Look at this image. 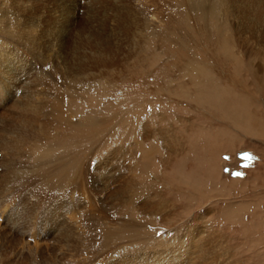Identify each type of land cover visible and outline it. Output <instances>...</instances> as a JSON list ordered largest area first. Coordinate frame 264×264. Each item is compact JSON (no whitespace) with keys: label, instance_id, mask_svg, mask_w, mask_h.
I'll return each instance as SVG.
<instances>
[{"label":"rangeland","instance_id":"1","mask_svg":"<svg viewBox=\"0 0 264 264\" xmlns=\"http://www.w3.org/2000/svg\"><path fill=\"white\" fill-rule=\"evenodd\" d=\"M178 1L0 0V87L11 84L0 117L11 99L35 105L53 84L108 78L104 89L94 81L68 103L77 126L53 127L48 142L52 172L92 147L73 189L39 188L31 152L17 164V172L34 170L28 179L6 181L5 166L19 155L0 145V264H106L93 239L103 223L116 225L108 214L115 206L124 217L135 207L149 233L166 241L202 238L203 264H264V59L253 52L258 43L226 36L218 21L195 25L170 13ZM222 42L228 57L218 54ZM207 87L217 94L204 97ZM89 117L102 122L88 127ZM8 128L0 122V134ZM125 181L145 193L133 196ZM130 246L119 255L138 263L149 256ZM196 255L189 258L198 263Z\"/></svg>","mask_w":264,"mask_h":264},{"label":"bare ground","instance_id":"2","mask_svg":"<svg viewBox=\"0 0 264 264\" xmlns=\"http://www.w3.org/2000/svg\"><path fill=\"white\" fill-rule=\"evenodd\" d=\"M180 1L181 2L178 1L179 3H177V5L175 4L173 6L174 7L173 11L171 8H169L171 9L170 13L172 14L178 13L182 17H185V20L187 21L192 19L191 21L193 23H195L196 21L201 23L204 22V20L206 19H212L214 21H218L217 24L218 28L221 29L223 34H225L226 36L227 35H230V37L238 36V39L241 38L242 40L250 38L255 43H258V48L255 47L257 49H254L253 52H255L257 58L260 56L259 59L261 58L264 59V0H240L242 5H239L238 3L239 0H180ZM231 20L233 24L230 23ZM187 23L189 26H191L189 24L190 22ZM225 42H222V45L220 47V50L222 51L225 47L226 44ZM1 53L2 52H0V57L2 56ZM218 54L219 55L224 54V56L228 57L227 53L225 55V52L224 53L220 52ZM224 56H223V60L227 61L225 60ZM6 59L7 57L5 55L2 61L4 62ZM101 61L104 65H113L111 63H108L109 61L106 60L104 61L101 60ZM257 69L258 70L256 72L260 71L259 68ZM12 72H10V77L14 75V73ZM99 77L100 78H97V80H95L94 78L83 76V78L80 81H78L77 78L72 77L67 83H63L62 85H59L56 82L57 84L51 85V87L48 89L49 92V94L47 95L48 97H46V94L45 95L43 94L42 95L43 98L40 99L38 104L34 102L35 105H31L32 104L31 102H33L32 98H27V100H25L28 101L27 103L23 101L24 98L23 99L20 98L22 100L19 99L18 102L14 100L15 101L14 102L13 99H11L10 97L11 103L7 108L8 109L7 114L9 115L7 117L1 115L0 117L1 123L9 124V128H8L9 130L7 129L4 132V134H0V145H2V148L4 149L7 148L8 150L11 149L13 151H17L15 153H18L17 155H19L18 156L19 162L22 160V158H24V156L30 155L32 153L34 154L33 156L30 157H33L31 158L32 160H37L38 167L37 169H35V173H36L35 175H38L41 180L40 182L41 186H39V188L43 190H48L51 188L52 192L53 191L57 192V191L65 190L67 188L73 189L77 185L76 184L78 180L77 176L79 175L78 171L81 170L83 165L81 159H85L86 157H89L87 150H91L92 147L85 146L84 148L81 149V152L75 151L71 155V158H69L68 160L66 159V161H64L62 165L60 166L55 165L56 168L52 172V171H48V167H49L48 165L52 163V160L50 159L51 157L50 153L53 150L52 149L53 147L51 143L48 142L50 139L55 140L56 138V136H54L56 132L53 133V127L54 128L57 127L56 131L57 132L59 131L58 133H60L59 129L61 128H64L65 132H69L72 127L77 126L76 121H73L72 119L73 115L75 114L72 112L70 115H67L66 109L67 110L69 109L68 108L69 104L71 105L73 103L72 106H74V104L80 102L81 101L80 97L82 95L81 92H88L91 89L94 81H98V83L102 84V88L104 89L105 86L108 85V78L107 77L104 78L103 76H99ZM4 80L6 79L4 78ZM10 85L11 84L7 83L5 87H0L3 89L0 92V96L3 97L4 95L5 96L9 95L10 90H8V88H11ZM206 89H207L205 91L206 95L204 97H213L214 95L217 94V91L211 89L210 87H207ZM35 122L42 125L41 131L39 130L38 132H36L37 130H35V127L37 126L35 125ZM101 122L102 121L99 122L94 117H89L87 118V120H85V125L94 128L95 125H96L95 127H97V125L100 124ZM99 136H103V135H99ZM114 148L115 151L117 152L120 150L122 151L120 147H114ZM28 152L31 153L28 154ZM106 152L107 154H109V149ZM96 153L97 151L94 154L96 155ZM143 155L144 158L147 159L148 153L145 152L143 153ZM104 162L105 161L101 163ZM14 163L16 164H9L5 166L6 169L4 171L5 173L2 175V178L5 177L4 179L6 181L12 180L11 179L12 177H14L15 180L23 179V178L28 179L29 173L34 172V170H31V172H29L30 170L26 172V170L24 169H22L23 172H17L19 167L17 166V164L20 165L21 162L20 163L14 162ZM101 163H99V161L97 162V164L99 165ZM32 176L33 175H30V177ZM125 183L128 189L132 191L133 196H138L145 193V191L143 190L144 188L142 189L141 187H138V185L132 184V182L130 183L128 181H125ZM10 184L12 185V181ZM134 198L135 197H131V200L133 199V202H134ZM76 204L77 203H74L73 205L77 207ZM162 206L165 207V205ZM121 207L123 208V206ZM122 208H120L119 206H115V209H117V213H115L114 211L112 212L109 211L110 213L108 212L109 216L113 217L116 220V225L114 227H108L105 223L102 224L101 222L102 227H101L100 237H98L99 234H97L96 238L93 239V240H98L96 241L98 246V247L96 246V249L102 251L101 254L102 256L105 254L104 256H105L106 264H126V263L128 264L131 261H133L134 264L135 263L136 264H203L204 259L202 258V254H203L202 250L206 248L205 247L206 242H204L202 238H194V242H193L191 241V239L190 240L188 239L185 240V238L182 239V237L185 236H181V238L177 239V241H175L176 237L175 238L172 237V239L166 241L162 236H158L159 235L158 231L149 233L148 225L147 226L145 225L143 219L138 218L139 215L136 216L134 214V212L136 211L134 212L132 211V209H135V207L131 208V210L129 207L127 217H124L123 214L121 215ZM157 214L158 213L151 214L150 217L153 218L151 220L154 221L159 219ZM53 224H55V221ZM56 224H58V221L56 222ZM63 227L62 229L60 228L61 231L58 232L60 241H64V240L66 241L71 238V232H67L68 230ZM159 237L161 238L159 239ZM130 244L131 246L129 247V250L131 252L136 251L137 253V252L146 251L144 253H146L149 256L147 257L144 256L143 258L140 259L139 261L140 263H138L137 261L134 262L133 258L131 257L128 258L129 256L126 258V255L125 256L121 255V253L124 252L123 245H130ZM190 245L193 246V249H197L196 250L197 253L195 252V250L192 249L190 250L189 248ZM120 251L122 252L119 255L118 252ZM192 253L193 255L197 254L196 255L197 258H198V254H200L199 258L201 259V261L196 263V261H194L191 257L190 260L189 256H191ZM113 255H115L117 258V260L114 262L111 260Z\"/></svg>","mask_w":264,"mask_h":264},{"label":"snow or ice","instance_id":"3","mask_svg":"<svg viewBox=\"0 0 264 264\" xmlns=\"http://www.w3.org/2000/svg\"><path fill=\"white\" fill-rule=\"evenodd\" d=\"M237 175H239V173H237Z\"/></svg>","mask_w":264,"mask_h":264}]
</instances>
